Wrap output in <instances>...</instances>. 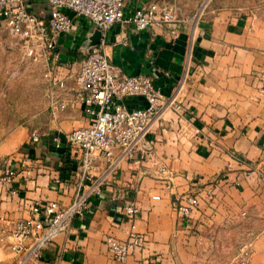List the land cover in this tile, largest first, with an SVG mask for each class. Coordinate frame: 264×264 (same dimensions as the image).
<instances>
[{
  "label": "crops",
  "instance_id": "crops-1",
  "mask_svg": "<svg viewBox=\"0 0 264 264\" xmlns=\"http://www.w3.org/2000/svg\"><path fill=\"white\" fill-rule=\"evenodd\" d=\"M151 1L179 0H125L124 16ZM29 5L48 16L45 0ZM200 5L176 10L175 28L136 30L121 22L106 31L104 50L122 72L152 77L165 94L183 81L182 114L166 109L151 121L146 137L153 145L152 161L122 160L113 171L97 161L93 174L104 180L102 193L31 264H237L247 243L250 264H264V0H210L202 13ZM64 12L74 27L56 47L61 75L84 57L87 40H97L86 18ZM125 104L146 102L127 98ZM87 123L80 107L69 105L56 118L48 110L37 126V142L30 141L33 125L0 142V160L16 171L9 184L0 185V264L14 263L12 230L18 220L35 216L31 205H67L73 199L79 155L64 136ZM161 163L167 175L159 173ZM186 194L199 199L188 218L175 209ZM128 200L136 202L135 227L144 245L118 262L104 237H128L131 224L123 213Z\"/></svg>",
  "mask_w": 264,
  "mask_h": 264
},
{
  "label": "built area",
  "instance_id": "built-area-1",
  "mask_svg": "<svg viewBox=\"0 0 264 264\" xmlns=\"http://www.w3.org/2000/svg\"><path fill=\"white\" fill-rule=\"evenodd\" d=\"M29 1L0 0V25L23 41L29 56L43 63L51 117H58L69 105L79 106L88 123L64 136L66 145L76 149L79 155L81 175L73 199L67 205L54 201L31 205L35 216L18 220L12 230L15 239L12 249L16 254L13 264H31L57 235L68 231L73 219L82 217L89 210L92 197L103 191L104 180L93 174L97 161L103 160L109 171L115 170L122 160L135 165L152 161L154 149L146 137L151 121L166 109L179 116L182 114L178 98L183 81L170 94H165L148 75L124 74L111 63L104 50V35L116 23H131L136 30L162 25L175 28L180 19L172 5L151 1L125 17V0H45L48 16H43L33 11ZM209 1L201 3L199 13ZM64 10L71 11L75 17L86 18L101 32V40L77 65L73 63L67 74L61 75L55 48L59 35L72 25V18ZM163 75L168 77L169 73ZM68 79L73 81L69 87ZM67 92L71 93V98L66 96ZM127 98H141L146 105L128 106L125 104ZM39 138L37 131L30 133L31 142H37ZM60 143L61 139L57 137V146ZM153 164L157 165L155 161ZM158 171L161 175L168 174L162 163L158 165ZM15 175L16 171L9 163L0 160V185L9 184ZM179 200L175 209L186 218L199 204L198 197L192 194L183 195ZM137 211L134 200L125 202L123 213L131 224L126 239L120 240L113 235L104 237V244L115 261L124 262L144 245L135 227ZM250 261L251 243H247L240 250L237 264H250Z\"/></svg>",
  "mask_w": 264,
  "mask_h": 264
},
{
  "label": "rangeland",
  "instance_id": "rangeland-1",
  "mask_svg": "<svg viewBox=\"0 0 264 264\" xmlns=\"http://www.w3.org/2000/svg\"><path fill=\"white\" fill-rule=\"evenodd\" d=\"M204 0L172 1L177 12L194 11ZM45 68L28 55L22 40L0 25V142L21 127L45 121Z\"/></svg>",
  "mask_w": 264,
  "mask_h": 264
},
{
  "label": "water",
  "instance_id": "water-1",
  "mask_svg": "<svg viewBox=\"0 0 264 264\" xmlns=\"http://www.w3.org/2000/svg\"><path fill=\"white\" fill-rule=\"evenodd\" d=\"M93 25V24H92ZM73 23H72V25H71V27H70V29L68 30V31H66V32H63V33H61L60 35H59V37L62 35V34H64V33H66V34H68V33H70L71 31H72V29H73ZM93 28H94V33H93V36H96L97 35V40L96 41H94L93 39H89V40H87L84 44H83V47H82V49H83V53H84V55L90 50V48H92V47H94V46H96L99 42H100V40H101V32L93 25ZM59 37H58V39H57V44H58V41H59ZM56 47H57V45H56ZM55 52L58 54V56H59V51L57 50V48H55ZM112 63V62H111ZM113 64V63H112ZM124 74H126V75H128V76H132V74H128V73H126V72H123ZM133 75H135V74H133Z\"/></svg>",
  "mask_w": 264,
  "mask_h": 264
}]
</instances>
